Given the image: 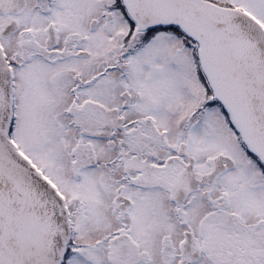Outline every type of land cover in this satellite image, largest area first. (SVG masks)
Masks as SVG:
<instances>
[{
  "label": "snow or ice",
  "instance_id": "obj_1",
  "mask_svg": "<svg viewBox=\"0 0 264 264\" xmlns=\"http://www.w3.org/2000/svg\"><path fill=\"white\" fill-rule=\"evenodd\" d=\"M0 264H264V0H0Z\"/></svg>",
  "mask_w": 264,
  "mask_h": 264
}]
</instances>
